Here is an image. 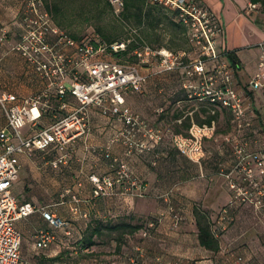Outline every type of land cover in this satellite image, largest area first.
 Instances as JSON below:
<instances>
[{
	"label": "crops",
	"instance_id": "obj_1",
	"mask_svg": "<svg viewBox=\"0 0 264 264\" xmlns=\"http://www.w3.org/2000/svg\"><path fill=\"white\" fill-rule=\"evenodd\" d=\"M25 1L0 0V95L9 92L21 99L46 88V81L13 48L21 38L19 21ZM203 2L223 23L225 34L220 49L237 52L236 77L247 85L258 68L260 43L264 41V27L257 26L253 18L263 11L250 18L244 12L248 0ZM154 8L158 20H150L152 28L145 16L137 22L138 28L146 29L144 40L155 48H170L162 40L155 43L149 35L150 29L158 30L166 23L178 28L174 37L185 35L191 46L187 29L182 31L185 26L174 23L175 12L158 5ZM228 21L238 33L231 41ZM226 59L231 62L228 56ZM144 68L148 80L142 90L126 94L127 105L149 128L164 132L160 141L144 137L149 147L129 153L123 141L116 139L127 125L115 115L91 107V130L86 137L19 155L20 173L13 184L19 202L45 205L70 221L67 229H55L41 212L17 220L23 237L22 264H148L156 260L164 264H233L239 254L248 264L264 261V232L252 206H242L233 226L222 235L216 236L212 229L230 198L227 180L219 171L222 165L233 163L230 153L221 148L224 136L234 131L231 110L220 107L213 114L212 103L184 86L187 76L183 70ZM250 96L264 126V89ZM68 99L73 106L79 104L73 96ZM51 103L56 109L60 106L54 91ZM213 120L217 121V134L206 140V156L201 163L176 147V133H188L193 122ZM53 121L54 113L50 111L36 125L28 122L22 133L31 136ZM8 126L0 105V129ZM60 158L64 161L56 167L54 163ZM123 164L133 179L145 184V194H133L135 187L124 194L125 186L119 184L114 194L96 196L92 176L114 177ZM162 213H166L164 219L145 235L149 222ZM200 225L210 226L211 245L203 242ZM42 231L54 238L48 247L40 248L37 241Z\"/></svg>",
	"mask_w": 264,
	"mask_h": 264
},
{
	"label": "built area",
	"instance_id": "obj_2",
	"mask_svg": "<svg viewBox=\"0 0 264 264\" xmlns=\"http://www.w3.org/2000/svg\"><path fill=\"white\" fill-rule=\"evenodd\" d=\"M109 2L115 16L130 27L124 16L126 0ZM152 2L175 12L174 21L187 28L191 50L155 48L141 41L134 51L136 62L125 58H104L101 56L103 52L126 50L134 38L112 44L99 36L75 38L55 23L45 0L25 1L19 21L21 38L13 48L46 81V88L22 99L9 92L0 95V105L9 125L0 129V264H22L23 237L16 226L17 220L41 212L55 229L70 226L68 219L47 206L20 203L14 195L13 184L20 173V154L46 150L52 145H67L86 137L91 130V107L101 108L105 114H113L127 125L116 139L123 141L129 153L149 147L144 137L155 142L163 138L162 130L149 128L127 105L126 94L142 90L148 80L149 75L141 70L145 66L157 68L160 72L183 70L187 76L184 86L212 103L213 114L220 107L232 112L234 131L224 136L221 148L224 153H230L233 163L231 166L222 165L219 171L227 180L230 198L212 224L213 233L220 236L229 230L236 221V213L244 205L252 206L257 216L264 220V126L250 96L251 92L264 89V41L260 43L258 68L248 84L243 85L237 79L232 63L226 59L227 51L220 49L225 27L211 7L203 0ZM247 10L249 14L257 15L263 11V5L249 1ZM137 30L131 27L132 32ZM52 91L60 101L58 109L51 103ZM68 96L75 97L79 104L73 106ZM50 111L54 113L52 123L31 136L23 135L22 128L28 122L36 125ZM217 128L216 120L204 124L193 122L188 133H176L173 140L183 154L201 163L206 156V140L215 138ZM63 161L64 158H60L54 165L58 167ZM92 180L96 196L114 194L119 184L125 186L124 194L132 187L137 189L133 194L144 195L146 192L145 184L133 179L125 164L114 177L92 176ZM126 183L130 184L127 186ZM165 215L162 213L151 220L145 235ZM53 238V234L42 231L38 236V247H48ZM148 264L164 263L156 260ZM233 264L248 262L239 254Z\"/></svg>",
	"mask_w": 264,
	"mask_h": 264
},
{
	"label": "rangeland",
	"instance_id": "obj_3",
	"mask_svg": "<svg viewBox=\"0 0 264 264\" xmlns=\"http://www.w3.org/2000/svg\"><path fill=\"white\" fill-rule=\"evenodd\" d=\"M106 1L107 0H105V2H101L99 6L87 5L84 10L82 9V7H80L81 1L66 4L64 8L65 16L62 17L65 23V26L63 28L71 34H76L79 37L93 38L98 34L102 35L101 31L99 30L100 28L105 32H109L115 36H118L121 39L136 38L138 34H141V36L144 37V32L146 29L144 30V28H138L139 24H137L135 17L128 19L130 25L129 27L127 24H125L115 16L114 12L107 6ZM249 1L251 0H248V2ZM144 7L146 10L152 8V6H149L147 4H145ZM244 12L250 18H252V15L248 13L247 6L244 8ZM156 13L157 12H153V16H155ZM147 20V23H149L150 20H156L157 22L158 18H156L155 16L153 17V19L151 17ZM253 20L255 21L254 23L257 26L264 27V10L261 16L257 15L255 16V18H253ZM150 26L152 28V24H150ZM131 27L134 29H138L137 32H132ZM150 30L149 32H151L152 40H156L155 43L159 42V40H162V43L166 44L170 48V45H173V50H191V46L189 45L187 37L185 35H182L180 38L174 37L173 32L178 31V28L174 27L171 24L165 23L164 25L160 26L158 30ZM236 34L238 35V33H235L233 24L228 21V37L230 41L234 36L238 37ZM101 56L104 58H112L115 56V54L112 51L107 50L103 52ZM129 56H131V53ZM144 69V67L141 68L142 72L146 73ZM23 129L24 128H22V130ZM261 223L263 228L262 231L264 232V220H261ZM262 243H264V240H262Z\"/></svg>",
	"mask_w": 264,
	"mask_h": 264
},
{
	"label": "trees",
	"instance_id": "obj_4",
	"mask_svg": "<svg viewBox=\"0 0 264 264\" xmlns=\"http://www.w3.org/2000/svg\"><path fill=\"white\" fill-rule=\"evenodd\" d=\"M80 1H81L80 7H82L83 10H84V8L87 7V5L99 6L101 4V2H103V1L105 2V0H45L47 8L51 11L55 23L62 28L65 26L64 20L62 18L63 16H65V10H64L65 5L69 4V3L80 2ZM251 1L261 3L263 5V10H264V0H251ZM106 4L113 11L112 5L110 4L109 0L106 1ZM145 4L152 6V8L146 10L144 7ZM156 5L162 6L160 4H156V3L152 2V0H126V8L124 11V16L127 19V21L130 18V16H132V17H135L136 22H142L144 16L146 17V20H147L150 18L151 15H153V12L155 11L154 6H156ZM162 7H164V6H162ZM174 23L177 24L179 27L182 26V24H180V23H177V22H174ZM182 29H183L182 31L186 32L187 28L185 27ZM99 30L101 31L102 35L98 34L97 36L101 37L102 40L104 42H107L108 44H112V43L117 42V41H124V40L129 39V38L121 39L118 36L113 35L112 33L103 31L101 28ZM71 35L74 36L75 38H78V39L87 38V37H79L76 34H71ZM149 35H151L150 32H149ZM95 37L96 36H94L93 38H95ZM88 38H90V37H88ZM141 41H145V40L141 36V34H138V36L136 38H134L131 42L128 43L126 50H122L120 52H114V54H115L114 57L125 58V59H128L130 61L136 62L137 56L135 55L134 51L140 45ZM170 49H172V46ZM130 53H131V56H129ZM226 55L230 58L233 67L238 64L239 59H238V55H237L236 51H227ZM127 56H129V57H127ZM114 57H112V58H114ZM200 228H201V237H202L203 242H205L208 245H211L212 243H210L209 239H213L212 238L213 235L210 232L211 231L210 226L209 225H200Z\"/></svg>",
	"mask_w": 264,
	"mask_h": 264
}]
</instances>
